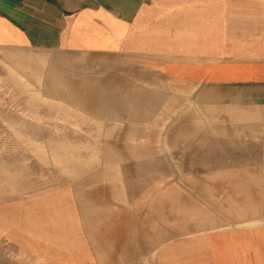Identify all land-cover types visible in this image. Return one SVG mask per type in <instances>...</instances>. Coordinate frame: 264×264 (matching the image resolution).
I'll list each match as a JSON object with an SVG mask.
<instances>
[{"label":"rangeland","instance_id":"1","mask_svg":"<svg viewBox=\"0 0 264 264\" xmlns=\"http://www.w3.org/2000/svg\"><path fill=\"white\" fill-rule=\"evenodd\" d=\"M177 74L124 53L0 47V264L70 263L77 239L90 264H116L150 232L154 251L125 264H155L157 248L216 232L204 220L225 219L238 172L264 166V128ZM104 231L93 255L87 232Z\"/></svg>","mask_w":264,"mask_h":264},{"label":"crops","instance_id":"2","mask_svg":"<svg viewBox=\"0 0 264 264\" xmlns=\"http://www.w3.org/2000/svg\"><path fill=\"white\" fill-rule=\"evenodd\" d=\"M0 47L67 56L124 53L144 65L176 70L184 80L209 79L210 96L232 108L227 117L252 131L264 128V0H0ZM173 56H184L179 60L186 64L170 65ZM158 57L162 59H153ZM238 174L241 183H232L235 193L225 203L231 212L225 219L204 220L216 232L167 243L157 248L152 262L264 264V166H247ZM221 223L242 228H223ZM87 233L90 241L95 239L89 246L94 255L106 232ZM139 239L145 248L116 264L154 251L152 232ZM80 244L77 239L66 264H90L83 257L89 252Z\"/></svg>","mask_w":264,"mask_h":264}]
</instances>
